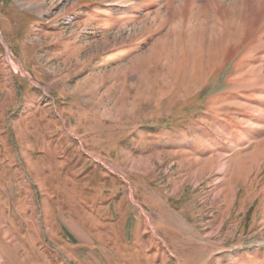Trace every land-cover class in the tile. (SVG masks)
Returning <instances> with one entry per match:
<instances>
[{
	"label": "rangeland",
	"instance_id": "374dc122",
	"mask_svg": "<svg viewBox=\"0 0 264 264\" xmlns=\"http://www.w3.org/2000/svg\"><path fill=\"white\" fill-rule=\"evenodd\" d=\"M0 264H264V0H0Z\"/></svg>",
	"mask_w": 264,
	"mask_h": 264
}]
</instances>
